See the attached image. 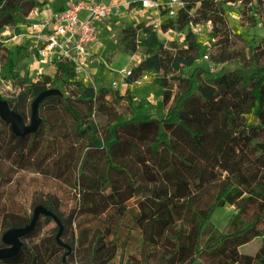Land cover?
<instances>
[{
  "label": "trees",
  "instance_id": "16d2710c",
  "mask_svg": "<svg viewBox=\"0 0 264 264\" xmlns=\"http://www.w3.org/2000/svg\"><path fill=\"white\" fill-rule=\"evenodd\" d=\"M181 1L175 19L159 29L163 33L185 30L182 42L162 41L146 25L120 31L123 53L132 56L140 47L144 54L124 82L131 85L152 71L158 103L165 108L172 100L160 119L151 116L149 101L136 102L129 89L121 94L85 86L76 78L73 66L64 61L54 63L53 77L30 80L23 63L29 56L26 49L18 45L8 49L0 37V77L21 87V106L51 85L65 92L63 98L54 93L41 98L38 126L23 137L16 136L0 118V137L5 145L10 144L4 157L15 166L60 180L77 193L71 220H59L58 226L73 224L76 249L87 251L92 264L110 262L118 252L123 259L137 240L134 232L142 229L148 244L165 238L169 255L160 264H170L186 251L194 258L187 264H199L200 257H207L209 264H264V37L255 46L236 49L229 41L223 11L225 3L241 1L248 6L253 0ZM257 3L250 27L256 26V15L264 22V4ZM43 5L38 0H0V29L7 21L18 33V25ZM207 21L212 23L211 34L224 38L218 62L238 63L236 69L213 78L192 67L201 48L191 25ZM7 104L25 123L24 114L15 110L12 101ZM220 116L226 118L233 133L227 143V163L217 155L200 163L168 134L180 123L205 125ZM248 116L256 122H250ZM97 117L104 121L98 122ZM119 185L131 192L120 191ZM101 195L108 202L106 210L99 215L87 213L97 207ZM250 205L259 207L254 216L246 213ZM223 206H233L234 213L218 229L210 216ZM29 222L14 223L5 231ZM35 226L21 239L32 236ZM118 228L120 243L114 245ZM58 231L49 229L31 248L20 240L18 253L1 259L0 264H69L65 259L71 255L63 257L67 249L64 241H58ZM145 254L149 256L148 251Z\"/></svg>",
  "mask_w": 264,
  "mask_h": 264
},
{
  "label": "rangeland",
  "instance_id": "374dc122",
  "mask_svg": "<svg viewBox=\"0 0 264 264\" xmlns=\"http://www.w3.org/2000/svg\"><path fill=\"white\" fill-rule=\"evenodd\" d=\"M101 1L104 3L112 2V0ZM119 1H123V4L120 5L117 12L99 24L97 39L93 48L89 50L90 54H92L95 59L94 64L85 72H75L76 78L81 83L97 91L100 89H114L118 90L120 93L124 92L122 83L118 78L137 65V62H130V55L122 52L123 43L120 39V31L122 29L134 28L138 25L150 26L156 32L157 37L162 41L175 40L182 42L186 34L185 30H168L165 33L160 31L159 26L162 23L170 19H175V13H173V15L168 13L169 9L167 8V4L169 0H150L152 3H158L157 7L152 6L150 8H143L140 0ZM139 2L141 6H139ZM257 2L258 0L255 4L252 3L248 6H244L241 1L223 4L225 21L230 31L229 41L236 49H242L243 46L246 45L255 46L264 37V22L260 21L257 15L256 26L250 27L249 18L257 14V12L254 11V9L258 7ZM156 10H158L159 15L154 16L153 11ZM6 23L7 21H4L3 27H10L6 25ZM205 23H209V27L212 28V23L210 21ZM192 26L193 25H191V27ZM16 30H18V33L14 32L15 30L13 27L14 35L20 33L19 26ZM211 31L212 30L209 29L196 34V42L201 49L197 61L192 66L204 69L208 78H213L223 72L238 67L236 61L223 64L218 62L220 44L223 43L224 38L219 36V38L216 39L211 34ZM141 37H144V35L142 34ZM15 44L17 45L18 43L12 42L10 39L3 42V45L8 49H13V47L16 46ZM27 53L29 54L28 51ZM136 53L137 57H144L142 48L139 47ZM31 54L30 52V55ZM205 56H207L206 59L204 58ZM108 61H110V63H108ZM25 65V75L32 81H42L44 76L53 77L55 75V67L52 68L44 63H38V65L35 66L26 63ZM210 69H213L215 73L209 72ZM20 75L23 76L24 71L21 72ZM153 77L154 73L152 71L139 77L132 83L134 87L131 93L135 97L136 102L140 99L150 101L153 105L150 109L151 116L160 119L166 113V109L172 104V100L165 108L158 103V98L154 95L158 86L154 84ZM113 83L115 84L113 85ZM49 87L50 89L47 92L41 93L40 95L54 93L61 98L65 96L63 88L57 87L56 85H51ZM21 90L18 84L0 77V102H5L7 104L8 101H12L15 110L20 113L22 112L25 116V123H23L20 118L23 126H30L33 112L35 113L36 123H39L38 105L35 106V102H33L39 95L33 101L29 98L26 103L21 106L18 99ZM76 106L81 111H84L82 105L76 104ZM118 111L121 112L122 108H118ZM247 118L250 122H256L252 116H248ZM96 120L98 122H103L104 118L97 117ZM168 134L171 139L177 141L185 150L193 153L200 163H204L211 155H217L226 163L229 161L227 143L233 136V133L227 127L226 118L224 116H220L218 120L205 125L180 123ZM0 138V248L5 246L1 242V237L6 227L14 223H24L25 219L31 220L34 210L40 209L45 213L52 214L53 217L47 216L44 213H39L36 219L34 234L27 239H21L22 243L31 248L38 244L39 238L45 235L49 229H54L56 233L59 229L58 234L61 235L58 237V241H64L67 249L63 257L65 258L69 254L71 255L69 259L67 258L65 260L71 261L69 264H79L81 262L92 264L87 256V251L84 249H76L73 224L71 226L67 225L61 229L58 226L59 220L64 223L71 220L70 212L77 193L60 180L51 179L37 172H33L29 167L22 168L15 166L13 162L10 163L7 161L4 157V151L10 144L5 145L6 140L3 139L2 135ZM117 187L120 191L126 190L127 192H131V188L129 187L121 185ZM100 197L101 201L97 207L86 210L87 213L99 215L106 210L108 202L104 196L101 195ZM87 200L89 199H85L84 201ZM258 209L259 207H256V205H250L246 213L248 216H254ZM232 213H234L233 206L219 207L210 216V221L216 228L223 229ZM45 217H49L50 221H46L44 219ZM134 235L137 240L135 243H131L125 257L120 260L118 252L114 259L105 264H144V262H146V264H160L167 259L169 255V246L164 237L158 239L156 242L148 244L144 229L139 232H134ZM120 237L121 229L118 228L113 234L112 243H114V245H119ZM146 251L149 252L148 257L145 254ZM187 255L190 256L188 251L180 252L178 257L170 264H187L189 260L194 259L192 258L193 256L187 257ZM196 262L199 264H209L210 261L207 257H200Z\"/></svg>",
  "mask_w": 264,
  "mask_h": 264
},
{
  "label": "built area",
  "instance_id": "2783aa9c",
  "mask_svg": "<svg viewBox=\"0 0 264 264\" xmlns=\"http://www.w3.org/2000/svg\"><path fill=\"white\" fill-rule=\"evenodd\" d=\"M140 1L143 8L158 5L150 0ZM256 1L253 0L252 3L255 4ZM260 1L264 4V0ZM122 4L123 1L119 0L111 3H104L101 0H64L58 8L50 10L42 17L31 19L28 16L26 23L22 24L25 25L24 28L17 35L28 39L32 45L30 51L32 56L29 54L25 63L32 66L44 63L53 68L56 61H64L71 64L76 73L87 71L95 62L89 49L97 39L99 24L114 15ZM182 5L181 0H169L168 13L176 15L177 9ZM209 29H211L209 23L205 22L191 27L194 34ZM1 40L6 42L8 38L1 37ZM130 71L121 75L123 81Z\"/></svg>",
  "mask_w": 264,
  "mask_h": 264
},
{
  "label": "water",
  "instance_id": "95a60500",
  "mask_svg": "<svg viewBox=\"0 0 264 264\" xmlns=\"http://www.w3.org/2000/svg\"><path fill=\"white\" fill-rule=\"evenodd\" d=\"M44 95H39L33 102H35V106L38 105L39 101ZM0 118L7 124L10 125L11 131L19 137H23L28 133H32L36 128L38 123L35 120V113L33 112L31 115L30 126H23L20 117L14 112L10 111L7 104L5 102H0ZM39 213H44L47 216H52V214L45 213L40 209H35L33 213V217L28 226L23 228H14L6 231L1 238L2 243L6 246L5 248H0V259H9L14 257L20 248V238L29 232L38 217Z\"/></svg>",
  "mask_w": 264,
  "mask_h": 264
},
{
  "label": "crops",
  "instance_id": "0c3cea01",
  "mask_svg": "<svg viewBox=\"0 0 264 264\" xmlns=\"http://www.w3.org/2000/svg\"><path fill=\"white\" fill-rule=\"evenodd\" d=\"M111 1V0H110ZM114 0H112L113 2ZM64 2V0H44V5L41 7V8H38V9H34L30 14H29V18H39V17H42L44 15H46L50 10L52 9H56L58 8L62 3ZM111 3V2H110ZM158 4V3H157ZM154 12V16H157L159 15L158 13V10L156 11H153ZM19 26V30L21 31L22 28H24L25 25H18ZM12 29H11V33L9 35V37H7L8 39H10L12 42H16L18 43L17 45L18 46H21L23 47L24 49H26V51L29 52L30 54V51H31V48H32V45H31V42L24 38V37H19L17 35H14L13 34V26H10ZM19 35V34H18ZM16 37V38H15ZM3 38V37H2ZM15 38V39H13ZM95 43V42H94ZM94 43L90 46V49L91 50L93 48V45ZM16 45V44H15ZM26 45V46H24ZM137 54V53H136ZM136 54H134L133 56H129V60L130 62H137V64L142 60V58L140 57H137ZM139 58V59H138ZM136 60V61H135ZM121 83H122V86H123V91L129 89L130 91H133V85H128L126 84L124 81H123V78L122 76L118 78Z\"/></svg>",
  "mask_w": 264,
  "mask_h": 264
},
{
  "label": "bare ground",
  "instance_id": "6f19581e",
  "mask_svg": "<svg viewBox=\"0 0 264 264\" xmlns=\"http://www.w3.org/2000/svg\"><path fill=\"white\" fill-rule=\"evenodd\" d=\"M11 27H3L0 29V37H3L4 39L9 37L10 33H11Z\"/></svg>",
  "mask_w": 264,
  "mask_h": 264
},
{
  "label": "flooded vegetation",
  "instance_id": "af4514ba",
  "mask_svg": "<svg viewBox=\"0 0 264 264\" xmlns=\"http://www.w3.org/2000/svg\"><path fill=\"white\" fill-rule=\"evenodd\" d=\"M15 57H16V56H14V59H15ZM25 59H27V58H25ZM25 59L23 60V63H25ZM143 59H144V57L142 58V60H143ZM142 60H141V61H142ZM141 61H140V62H141ZM196 61H197V60H196ZM140 62H139V63H140ZM139 63H138V64H139ZM138 64H137V65H138ZM194 64H195V63H194ZM137 65H136V66H137ZM195 67H197V66H195ZM199 68H201V67H199ZM201 69H202V68H201ZM203 70H204V69H203ZM205 72H206V71H205ZM207 72H208V71H207ZM209 72H211V73H215V71H209ZM145 74H146V73H145ZM206 74H207V73H206ZM143 75H144V74H143ZM140 77H141V76H140ZM215 77H216V76H215ZM131 85H132V84H131ZM156 91H157V90H156ZM119 93H120V92H119ZM122 93H123V92H121V94H122ZM134 98H135V97H134ZM140 100H141V99H140ZM138 101H139V100H138ZM138 101H137V102H138ZM147 101H148V100H147ZM149 103L152 105V103H151L150 101H149ZM152 106H153V105H152ZM30 221H31V220H30ZM35 223H36V222H35ZM29 224H30V222H29ZM29 224H28V225H29ZM58 224H59V223H58ZM28 225H25V226H28ZM34 225H35V224H34ZM25 226H24V227H25ZM33 227H34V226H33ZM19 228H23V227H19ZM12 229H14V228H12ZM9 230H11V229H9ZM31 230H32V229H31ZM7 231H8V230H7ZM5 232H6V231H5ZM5 232H4V233H5ZM4 233H3V234H4ZM57 237H58V236H57ZM1 238H2V237H1ZM20 240H21V238H20ZM1 242H2V241H1ZM20 243H21V241H20ZM5 247H6V246L1 247V248H5ZM20 247H21V245H20ZM19 249H20V248H19ZM0 260H1V259H0Z\"/></svg>",
  "mask_w": 264,
  "mask_h": 264
}]
</instances>
